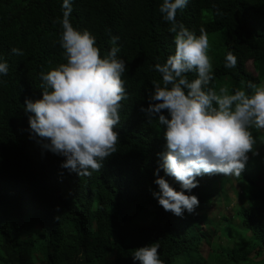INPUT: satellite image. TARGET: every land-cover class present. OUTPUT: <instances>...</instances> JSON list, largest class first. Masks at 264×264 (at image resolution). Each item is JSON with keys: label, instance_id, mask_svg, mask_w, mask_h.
<instances>
[{"label": "trees", "instance_id": "trees-1", "mask_svg": "<svg viewBox=\"0 0 264 264\" xmlns=\"http://www.w3.org/2000/svg\"><path fill=\"white\" fill-rule=\"evenodd\" d=\"M62 2L0 0V61L9 65L8 74L0 76V264H139L133 261L134 249L153 242L164 264H210L201 246L218 242L215 237L230 222L225 212L220 216L223 209L210 208L211 200L224 201L222 191L228 199L223 174L198 176L196 188L183 190L199 199L191 214L165 211L153 196L159 191L157 169L159 177L182 191L160 168L165 127L141 111L149 105L152 81H162L154 65L175 53L174 34L159 11L163 0H73V26L96 37L101 55L111 49V36H118V56L127 65L122 79L128 98L115 128L117 152L101 171L91 176L69 172L61 167L64 158L44 149L31 132L25 99L42 98L41 73L66 63L58 22ZM204 9L211 11L207 19ZM176 19L197 35L200 28L226 30V53L213 68L210 86L216 89L218 79L230 76L233 94L248 81L259 85L264 79V0H189ZM14 47L24 55L13 54ZM229 51L237 57L235 68L224 67ZM248 61L258 74L248 69ZM188 78L195 79V73ZM250 131L256 141L262 135ZM263 170L264 159L237 177L245 185L235 215L251 236L230 253L221 252L233 264L264 258ZM145 210L152 212L151 220H145ZM223 235L232 236L228 230Z\"/></svg>", "mask_w": 264, "mask_h": 264}, {"label": "clouds", "instance_id": "clouds-1", "mask_svg": "<svg viewBox=\"0 0 264 264\" xmlns=\"http://www.w3.org/2000/svg\"><path fill=\"white\" fill-rule=\"evenodd\" d=\"M73 0H63L60 46L66 63L41 73L42 98L25 99V111L33 134L42 147L64 158L61 167L79 176L100 172L103 162L117 152L122 101L128 98L124 59L118 56L119 37L111 36V49L101 55L96 37L87 29L78 30L70 21ZM189 0H163L159 11L174 34L175 53L166 62H157L154 70L162 81H152L149 105L141 107L148 118L165 127L166 150L158 154L160 168L177 181L176 191L163 177L153 192L159 205L176 216L194 213L199 206L195 195H186L198 186L197 177L223 174L240 177L249 159L258 155L257 141L250 129L264 130V86L252 81L245 89L230 94L226 87L219 92L214 86V71L208 55L209 37L204 28L199 35L176 19ZM219 14V13H218ZM15 55H24L12 48ZM237 57L229 51L225 68H235ZM9 65L0 61V76H6ZM195 73L189 80L188 74ZM248 90H251L250 92ZM167 112V115L164 112ZM159 244L134 249V262L164 264Z\"/></svg>", "mask_w": 264, "mask_h": 264}, {"label": "rangeland", "instance_id": "rangeland-1", "mask_svg": "<svg viewBox=\"0 0 264 264\" xmlns=\"http://www.w3.org/2000/svg\"><path fill=\"white\" fill-rule=\"evenodd\" d=\"M204 19H207L211 15V11L204 9L203 10ZM209 37V43L210 47L208 49V55L211 58V62L213 65V68L222 61V59L225 56L226 53V30L222 29L215 32L207 33ZM247 67L250 71H252L254 74H258L254 70V66L252 61L247 62ZM232 85L233 81L230 76H224L217 80L216 83V90L219 92V89L221 87H226L230 94H232ZM259 85L264 86V79H261V82ZM262 135L257 140V152L258 155H253L252 153H249V159L246 163L245 168H253L254 165L260 163L264 159V130H260ZM261 178L264 182V170L260 173ZM225 185V192L229 194L228 199L225 195V193L221 192V199H224L223 202L216 204L213 200H211L210 208L211 210H215L216 206L219 207V209H223V212H220V216L224 214V212L229 216V224H227L222 230L219 231V234L215 237V239H218V242L215 241L213 245L203 243L201 246V251L203 255L208 256L210 255L211 263L210 264H233L228 257H225V255H220L221 252L227 253L231 251L234 244H243L245 240H248L251 236V233L249 230H247L244 227V230L242 226L239 224V218L236 217L235 213L236 210L234 208L238 209V204L235 206V202L238 201L239 193H241V188L244 187L245 181L239 180L237 177L230 176V180L228 176L222 175V181H227ZM223 188V187H222ZM227 200V201H226ZM209 211V210H208ZM152 212L150 210H145L144 218L145 220L149 219L151 220ZM148 221V220H147ZM235 224V227L233 226ZM212 225L207 224L206 228L212 230ZM235 229H238L239 232L235 231ZM228 230L231 232L232 236H226L223 235V231ZM244 231V232H243ZM220 238V239H219ZM221 240L222 242H220ZM218 250V251H217ZM219 254V255H217ZM247 264V263H246ZM249 264H264V258L258 259V257L253 258Z\"/></svg>", "mask_w": 264, "mask_h": 264}]
</instances>
